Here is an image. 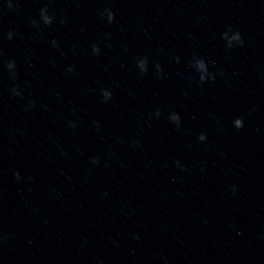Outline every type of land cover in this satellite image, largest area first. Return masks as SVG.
I'll return each instance as SVG.
<instances>
[{"label": "clouds", "instance_id": "9594fccd", "mask_svg": "<svg viewBox=\"0 0 264 264\" xmlns=\"http://www.w3.org/2000/svg\"><path fill=\"white\" fill-rule=\"evenodd\" d=\"M106 11H107L108 20H109V22H111L114 19V14L110 10H106ZM45 21H46L47 24H50L52 22V18L45 17ZM235 37H236L237 40H241L239 32L235 33ZM53 43H55V41ZM93 51L98 52L99 51L98 47L94 45L93 46ZM106 95H110V94H106ZM174 119L176 120L177 124H179L180 117H179L178 114L174 117ZM233 123H234L235 127H237V128H242L243 127V121L239 117L236 118ZM199 139L200 140H204V139H206V137L203 134H201Z\"/></svg>", "mask_w": 264, "mask_h": 264}]
</instances>
